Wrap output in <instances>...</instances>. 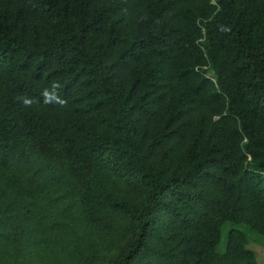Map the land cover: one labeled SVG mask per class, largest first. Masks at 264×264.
Instances as JSON below:
<instances>
[{
	"label": "trees",
	"instance_id": "obj_1",
	"mask_svg": "<svg viewBox=\"0 0 264 264\" xmlns=\"http://www.w3.org/2000/svg\"><path fill=\"white\" fill-rule=\"evenodd\" d=\"M257 238L264 0H0V264H257Z\"/></svg>",
	"mask_w": 264,
	"mask_h": 264
},
{
	"label": "clouds",
	"instance_id": "obj_2",
	"mask_svg": "<svg viewBox=\"0 0 264 264\" xmlns=\"http://www.w3.org/2000/svg\"><path fill=\"white\" fill-rule=\"evenodd\" d=\"M60 88H61V84L56 81L51 82L49 87H45L41 92L43 103L45 105L56 104V105L64 106L66 104V100L61 98L59 94ZM17 99L22 100V103L25 107H30L33 103V100L28 97H17Z\"/></svg>",
	"mask_w": 264,
	"mask_h": 264
},
{
	"label": "rangeland",
	"instance_id": "obj_3",
	"mask_svg": "<svg viewBox=\"0 0 264 264\" xmlns=\"http://www.w3.org/2000/svg\"><path fill=\"white\" fill-rule=\"evenodd\" d=\"M249 249L253 250L257 264H264V238H257L255 243H251Z\"/></svg>",
	"mask_w": 264,
	"mask_h": 264
}]
</instances>
